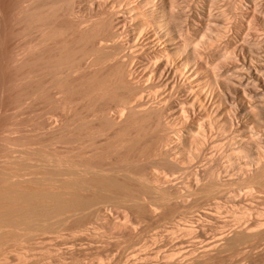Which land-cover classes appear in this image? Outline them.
<instances>
[{"label": "rangeland", "instance_id": "1", "mask_svg": "<svg viewBox=\"0 0 264 264\" xmlns=\"http://www.w3.org/2000/svg\"><path fill=\"white\" fill-rule=\"evenodd\" d=\"M9 1L0 0V170L14 181L44 174L45 188L78 178L117 186L80 191L90 205L7 242L0 264H264V235L203 253L239 226L264 224V0H176L186 58L211 71L207 115L164 85L145 88L142 73L127 77L141 91L86 92L117 65L81 40L109 7L123 12L111 0H18L38 7L33 17ZM213 77L241 82L225 90Z\"/></svg>", "mask_w": 264, "mask_h": 264}, {"label": "bare ground", "instance_id": "2", "mask_svg": "<svg viewBox=\"0 0 264 264\" xmlns=\"http://www.w3.org/2000/svg\"><path fill=\"white\" fill-rule=\"evenodd\" d=\"M15 1L13 2L15 4L11 5L12 1L10 0L9 5L17 7L19 14L33 17V14L37 13L38 7L34 5L37 0H30L34 4L29 3L26 7L18 0ZM111 1L113 4L119 5L118 7L122 8L123 12L116 15L115 8L109 7L100 18L95 21L91 20L92 23L83 30L81 40L96 41L97 47L93 53L97 54V59L104 62L115 61L117 65L111 67L114 70H110L108 73H95L86 92H95L98 98H105L110 96L114 89L120 87L141 91L142 87L130 83L127 77L134 73H142L143 76L148 77V85L145 88L164 85L171 94L183 97L182 103H189L192 107L199 105L207 115L205 109L210 106V98L203 91V87L210 86L206 77L211 71L200 65L198 61L190 64L186 58L189 52L188 45L178 39V33L181 32L182 27L179 25L181 14L177 12L176 0ZM21 3H24V0H21ZM41 16L42 14H39L37 19L41 20L43 17ZM131 25H135L138 31L135 38L132 37L130 31ZM56 33V30L51 29L47 34L52 36ZM119 33L125 34L124 41L113 42L109 47L98 42L106 38L114 39ZM120 55L124 60L119 63ZM129 62H132L134 66L129 67ZM257 68V66L253 67V72L254 78L258 80ZM111 75L116 76L115 80H109ZM193 75H196L194 80ZM212 79L215 85H220L225 90H235V84L241 82L240 79H236L234 83L228 84L219 83L214 77ZM81 92L85 93L83 90ZM126 104L123 101V106ZM130 109L129 113H132L133 111ZM150 110L162 111L156 107L154 109L146 108L141 112L148 113ZM230 124L232 125L231 122ZM16 168L17 170H27V167L20 163L16 164ZM41 175V178H36V180L14 181L13 179L18 177L14 171L0 170V248L7 242L17 240L21 235L31 237L34 232L42 231L45 227L44 223L52 218L80 213L93 201V199H87L81 195L80 191L96 189L107 193L111 188L117 186L101 179H86L84 181L78 178L74 179L72 183L60 182L55 186L52 185L55 189L45 188L42 186L48 182V179L44 174ZM218 184L216 183V185ZM110 194L115 199L119 198L115 192ZM165 199V197L162 198V200ZM255 227L239 226L233 230L230 236H221L208 241L203 246V253L231 248L264 235V224L259 223Z\"/></svg>", "mask_w": 264, "mask_h": 264}]
</instances>
